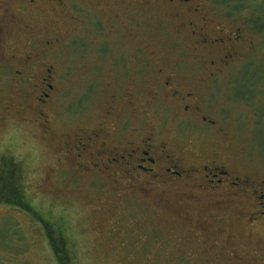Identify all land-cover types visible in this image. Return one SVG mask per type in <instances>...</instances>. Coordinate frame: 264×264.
I'll return each mask as SVG.
<instances>
[{
    "label": "rangeland",
    "instance_id": "1",
    "mask_svg": "<svg viewBox=\"0 0 264 264\" xmlns=\"http://www.w3.org/2000/svg\"><path fill=\"white\" fill-rule=\"evenodd\" d=\"M149 1L153 8L143 9L145 0H139V15L127 16L118 29L99 11L93 18L92 12L59 16L62 43L53 53L60 55L65 79L55 84L48 123L21 105L24 95L16 86L0 82V190L5 191L0 195V264H264V222H249L245 203L218 210L206 192L163 185L133 194L112 191L100 174L78 170L67 154L82 129L101 124L112 129L123 119L132 121L136 113L129 106H119L112 117L105 113L109 83L116 77L112 52L139 44V80L125 82L122 93L125 102L139 99L144 115L133 118L137 127L143 132L147 124L156 127L202 162L215 155L236 175L264 179V21L256 26L252 8L236 11L224 0H201L230 19L234 36L241 31L243 59L234 69L247 70L237 82L223 73L193 85L192 77L206 76L199 70L207 66L205 55L195 54L187 35L178 33L166 0ZM102 45L113 51L102 56ZM172 62L181 77L196 68L183 85L208 99L210 116L224 127L223 134L202 137L186 123L177 126L170 113L147 111L148 93L156 87L150 72ZM97 64L103 69L93 74ZM25 94L31 96L28 106L38 90L28 87Z\"/></svg>",
    "mask_w": 264,
    "mask_h": 264
},
{
    "label": "flooded vegetation",
    "instance_id": "2",
    "mask_svg": "<svg viewBox=\"0 0 264 264\" xmlns=\"http://www.w3.org/2000/svg\"><path fill=\"white\" fill-rule=\"evenodd\" d=\"M205 2L166 0L178 33L186 34L191 50L207 59L206 68L199 69L206 70V76L192 77L195 84H190L215 81L223 73L230 74L237 82V75L247 70V67L237 68L238 72L234 69L243 59L239 46L245 44V39L240 30L234 36L233 31L237 30L229 24L230 19L220 18L219 12ZM142 5H146L143 9L152 7L149 0L141 2ZM97 11L105 15V21L113 29H118L124 18L139 15V0H0V82L16 86L24 95L21 105L34 111L43 123L51 121L48 107L58 91L55 84L65 79V71L59 68L60 55L53 53L62 43L59 16L92 12L90 18H93L99 14ZM136 31H139L138 24ZM98 48L102 56L113 51L109 46ZM139 50V44H135L130 51L122 46L112 52L111 66L116 77L109 83L111 91L105 117L116 114L119 106H129L139 117L144 115L137 104L138 98L137 101L135 96L128 102L122 100L125 82L139 80ZM131 60L136 64L133 67L127 63ZM94 68L93 74L103 69L99 64ZM147 69L148 64L141 73ZM195 69L191 68L189 74ZM180 74L176 62L159 64L150 72L149 79L156 87L148 93L147 111L152 115L170 113L177 126L186 123L197 131L192 133L202 137L211 131L223 134L224 127L210 116L208 99L196 88L186 90L183 84L191 79L190 75L181 77ZM28 87L36 88L38 95L27 106L31 97L25 94ZM133 118L119 121L112 129L101 124L75 133L67 154L75 158L78 170L91 175L96 171L112 191L133 194L158 185L182 187L184 193L206 192L218 210L240 201L250 210L249 222H264V179L236 175L215 155L202 162L199 154L183 150L180 143L175 145L174 139L165 137L156 127L147 124L149 127L143 132ZM14 172L10 174L13 179Z\"/></svg>",
    "mask_w": 264,
    "mask_h": 264
},
{
    "label": "trees",
    "instance_id": "3",
    "mask_svg": "<svg viewBox=\"0 0 264 264\" xmlns=\"http://www.w3.org/2000/svg\"><path fill=\"white\" fill-rule=\"evenodd\" d=\"M225 3L229 2V4H234L235 5V10L236 11H242L244 9L252 8V11L257 17L259 18L258 23L256 26H259V22L261 20L264 21V0H224ZM263 24L261 23V27ZM252 92L249 94H244L245 96L250 95ZM242 95V96H244ZM240 96V97H242ZM1 191V190H0ZM5 191H1L0 195H3Z\"/></svg>",
    "mask_w": 264,
    "mask_h": 264
}]
</instances>
